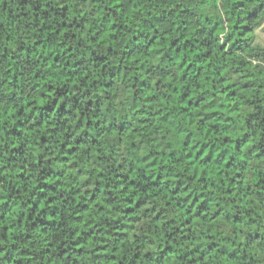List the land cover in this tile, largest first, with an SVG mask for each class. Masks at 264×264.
I'll return each instance as SVG.
<instances>
[{"label": "trees", "instance_id": "1", "mask_svg": "<svg viewBox=\"0 0 264 264\" xmlns=\"http://www.w3.org/2000/svg\"><path fill=\"white\" fill-rule=\"evenodd\" d=\"M264 0H0V264H264Z\"/></svg>", "mask_w": 264, "mask_h": 264}, {"label": "rangeland", "instance_id": "2", "mask_svg": "<svg viewBox=\"0 0 264 264\" xmlns=\"http://www.w3.org/2000/svg\"><path fill=\"white\" fill-rule=\"evenodd\" d=\"M259 42H260L261 44H264V33H263V32H260V33H259Z\"/></svg>", "mask_w": 264, "mask_h": 264}]
</instances>
